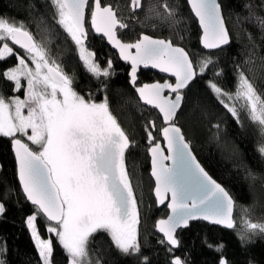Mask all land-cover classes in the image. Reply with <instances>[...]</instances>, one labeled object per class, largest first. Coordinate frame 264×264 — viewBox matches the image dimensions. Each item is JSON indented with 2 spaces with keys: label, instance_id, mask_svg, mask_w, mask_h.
Here are the masks:
<instances>
[{
  "label": "snow or ice",
  "instance_id": "snow-or-ice-1",
  "mask_svg": "<svg viewBox=\"0 0 264 264\" xmlns=\"http://www.w3.org/2000/svg\"><path fill=\"white\" fill-rule=\"evenodd\" d=\"M185 6L188 15L180 0H151L147 6L129 0L123 11L102 0H15L23 16L0 14V61L6 65L0 82L14 93L7 95L0 87V138L10 145L18 181L5 187L0 216L6 215L5 201L12 193L17 203L30 205L24 224L38 254L36 264H209L198 258L195 244L186 243L183 232L197 221L236 228L233 196L201 164L179 121L187 115L190 124L207 132L209 143L219 145L224 121L213 112L222 105L236 124L243 128L247 120L258 129L256 165L264 169V76L257 79L254 72L257 60L264 68V55H258L251 33L243 59L233 43L234 33L239 43L241 31L252 25L264 47V0H185ZM49 16L52 23L46 24ZM130 21H152L153 28L159 24L171 32L139 31L134 39H125ZM190 21L198 24L200 47L195 52L175 39L179 35L184 40L181 33L191 27ZM32 23L45 24L50 34L71 41L86 73L83 83L52 56L48 43L30 30ZM93 34L130 65L154 204L167 209L143 242L137 186L126 163L130 150L140 145L114 114V60L109 57L105 67L95 59L87 44ZM12 58L15 62L8 65ZM141 68L163 75L140 83ZM236 166L250 187L257 180L264 184V171L243 161ZM244 212L237 236L247 248L264 239V217L253 220L251 208ZM41 221L48 238L41 234ZM203 243L216 254L211 264H233L223 241ZM6 253L5 243L0 264H7ZM247 264L257 262L249 258Z\"/></svg>",
  "mask_w": 264,
  "mask_h": 264
},
{
  "label": "trees",
  "instance_id": "trees-1",
  "mask_svg": "<svg viewBox=\"0 0 264 264\" xmlns=\"http://www.w3.org/2000/svg\"><path fill=\"white\" fill-rule=\"evenodd\" d=\"M104 3H111L114 7H118L123 11L129 0H102ZM151 0H142V3L147 6ZM230 0H225L229 3ZM233 2L243 3V0H233ZM15 0H0V14L5 16H23L24 13L14 7ZM181 7L185 9L184 14L188 15L185 0H180ZM141 19L143 14L141 13ZM225 16H228V10L225 11ZM235 17L229 21V27H232ZM51 17H48L46 24H51ZM130 28L125 30L127 35L125 39H134L139 31H144L147 34L168 36L171 30L167 26L157 24L156 28L152 27V21H146L143 25L135 22H129ZM191 24V21L189 22ZM30 30L37 35L38 39H44L51 50L52 56L57 61L62 63L65 71L69 74L73 72L77 75V83L84 82L86 73L83 63L79 60L75 46L71 41L65 42L63 37L57 36L55 33L46 31L45 24L37 27L36 23L30 24ZM198 25L191 24L187 32L181 33L184 35V40L180 41L179 35L175 36L177 42L186 46L189 51L195 52L199 49L198 43ZM249 33L252 39L257 43L258 55H264V47H260L262 37L259 29L249 25L240 33V41L237 43L234 33V47L241 50L240 59L244 58V45L248 42ZM88 47L95 52V59L102 65L107 66V60L112 57L114 60L113 72L111 78V106L114 114L117 115L123 127L126 128L137 141L140 147H133L127 159L129 172L132 174L133 183L136 185V194L140 200L141 209V240L146 234L153 231L154 220L166 213L165 208L157 209L152 196L153 182L149 176V158L146 153L145 137L142 133L143 119L141 111L137 107L138 100L134 91L129 86L127 64L119 61L118 57L108 48L104 41L90 36ZM223 59V58H222ZM14 58L9 59L8 65L14 63ZM226 62V61H225ZM257 67L254 69L257 79L264 76V68L259 67V61H256ZM6 65L0 61V69ZM229 69L231 65H228ZM160 77L152 72H140L139 82H152ZM0 87L7 95H12L10 87L7 84L0 82ZM230 90L235 91L233 86ZM196 89H193L195 92ZM23 97V91L19 92ZM102 98V97H101ZM147 115V113H145ZM219 115L224 121L221 125L222 135L221 143H209L207 132L202 131L199 124H190L187 115H182L180 119L181 125L184 126L188 138L193 142L194 152L205 167V169L220 182L233 196L235 200L234 216L236 219V228L231 231L223 230L217 227H211L205 223L196 222L192 227L183 232V238L188 244H195V250L200 260H208L209 264L215 257V253L209 250L203 241L207 240L211 243L223 241L224 254L233 264H247L248 259H254L257 264H264V239L257 238L254 243L247 248L242 247L237 232L243 227L241 221L245 217V208H251L248 214L251 219L256 220L264 217V184L259 180L256 181L253 187H250V182L244 178L243 171L237 168V164L241 161L252 166L257 171H264L256 165L257 144H258V129H254L247 120L245 127L236 124L230 114H226V110L222 105H218V109L214 110L213 117ZM195 119V117H193ZM215 119H213V123ZM205 123H207L205 121ZM0 199H3V192L6 186L18 184L13 174V157L10 154V145L6 138H0ZM8 207L6 215L0 216V246L7 245L6 260L7 264H36L38 254L35 251L34 243L24 224L25 215L30 208L23 200L17 203V197L14 193L10 194L5 201ZM41 234L48 238L46 227L41 221ZM149 239L155 242L154 237L149 236ZM148 251V249H145Z\"/></svg>",
  "mask_w": 264,
  "mask_h": 264
},
{
  "label": "water",
  "instance_id": "water-1",
  "mask_svg": "<svg viewBox=\"0 0 264 264\" xmlns=\"http://www.w3.org/2000/svg\"><path fill=\"white\" fill-rule=\"evenodd\" d=\"M198 25V24H197ZM94 36H95V34H94ZM95 37H97V36H95ZM99 38V37H98ZM104 42H105V44L108 46V48L118 57V59H119V61L121 62V63H123V64H127V66H128V68H129V71H130V65L128 64V63H126V62H124L123 60H121L120 58H119V55H118V53H116L115 52V50L114 49H112L111 48V45H109L108 43H107V41L106 40H104ZM152 72V73H154L155 75H157L158 77H160L161 78V76L163 75V74H161V73H159L158 71H156V70H151V69H143V68H141L140 69V71H139V73L140 72ZM128 80H129V77H128ZM129 86H130V88L134 91V89L131 87V85L129 84ZM134 93H135V91H134ZM136 95V94H135ZM136 98H137V100H138V96L136 95ZM149 168H150V160H149ZM149 176H150V172H149ZM153 182V181H152ZM153 186H154V182H153ZM152 196H153V199H154V195H153V193H152ZM164 206H161L160 208H157V209H161V208H163ZM165 208V210H166V212H167V209H166V207H164ZM234 214V213H233ZM197 222H201V223H205V224H207L206 222H203V221H197ZM194 223H196V222H194ZM207 225H209V226H211V227H217V228H220V229H223V230H227V231H231V230H233V229H227V228H224V227H222V226H218V225H210V224H207Z\"/></svg>",
  "mask_w": 264,
  "mask_h": 264
},
{
  "label": "rangeland",
  "instance_id": "rangeland-1",
  "mask_svg": "<svg viewBox=\"0 0 264 264\" xmlns=\"http://www.w3.org/2000/svg\"><path fill=\"white\" fill-rule=\"evenodd\" d=\"M77 54H78V57H79V53L77 52ZM21 98H23V97H21Z\"/></svg>",
  "mask_w": 264,
  "mask_h": 264
}]
</instances>
